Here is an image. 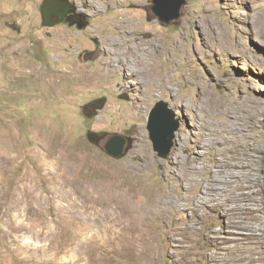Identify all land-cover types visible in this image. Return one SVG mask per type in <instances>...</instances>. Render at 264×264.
I'll list each match as a JSON object with an SVG mask.
<instances>
[{"label":"rangeland","instance_id":"1","mask_svg":"<svg viewBox=\"0 0 264 264\" xmlns=\"http://www.w3.org/2000/svg\"><path fill=\"white\" fill-rule=\"evenodd\" d=\"M43 1L0 0V264L228 258L245 241L219 203L264 162L243 149H264V0H187L170 23L153 0H71L82 29L44 25ZM144 52L152 81L125 69ZM160 100L180 123L167 157L148 129ZM117 134L129 142L118 157L106 149ZM158 206L144 246L130 227ZM242 250L264 264L253 244Z\"/></svg>","mask_w":264,"mask_h":264},{"label":"bare ground","instance_id":"2","mask_svg":"<svg viewBox=\"0 0 264 264\" xmlns=\"http://www.w3.org/2000/svg\"><path fill=\"white\" fill-rule=\"evenodd\" d=\"M144 49H146V48H144ZM132 50H136L134 46H131V51ZM148 50H149V48H148ZM148 54H149V52L148 53L147 52H144L142 55H139V54L133 55L136 58V60L135 59L133 60V58H132V60L134 62L135 61L136 62H139L140 63V67L138 69H134L133 68L134 65H132V63L129 64L128 66L126 65L125 69L128 70V74H131V76L132 75L134 76L136 74L138 75L140 72H146L147 73V76L149 77V80L151 79V81H152L153 80L152 69H153L154 63H153L152 56H148ZM119 59L120 58H118V57L116 58V56L113 57V58H111V60L114 61V62L118 61ZM118 62H120V61H118ZM241 117H242V114L239 115V116H237V115L233 116V118H235V119H241ZM230 121L232 122V119L226 120V122H227L228 125H231ZM243 149L246 150V151H248V153H250L252 155H254L255 153L260 152V151L263 152V155H264V149L258 147L256 144H251V146L245 145L243 147ZM227 163H230V162H227ZM223 164L221 166H223ZM243 165H244V163H243ZM215 167H216V165H215ZM218 167H220V164L218 165ZM261 169H262L261 172L263 174V179H264V162L262 164V168ZM253 170H254V174L251 175L252 177H249L248 180L249 181L251 179L253 180L252 183H255L256 187L258 188L257 193L259 195H256L253 192L255 189L252 187V183L250 185H246V186H244V184L243 185L238 184L239 185L238 186L239 187L238 191L230 193V195L226 199V201H228V199H230V198L233 197L231 199V201L233 203L232 204L229 203V202H220L219 203V206H220V210H219L220 211V214L225 218V221H226V223H225L226 224V228H227L226 231L231 232V233H234V234H237L241 238V240H243L245 242L242 243V244H240L239 245V248H236V247H228V258H224L223 261H222V257H219V255H217L215 253H212L211 255H208L206 257V259H208V260H216V262H217L216 264H227V263L228 264H248L247 263L248 261L255 260L256 257L247 256L244 253L245 250H242V249H247L248 248V244H253L255 250L262 252V254L258 258H263L264 259V219L260 215V213H264V205H263V207L261 206V203L262 204L264 203V180L258 186L257 185V182L262 177V174H261V172H258L257 169H253ZM224 176H226V175H224ZM237 178H238V176H237ZM217 180H218V178H217ZM220 191H221V189H220ZM167 202H169L170 205H172L175 202V200L169 197V200ZM161 207L156 208V211L159 213V215H155V210H150L147 213V215H144L143 217L141 216V220L140 221H138L136 218H134V223H132V226L130 227L131 233L133 232V234H132L133 237H135V235H136L137 232H140V234L138 235L139 237L136 236V238L137 239H144L143 240L144 241V246H146L148 244L149 240H150V238H149V236L147 234L146 228H145L144 221L147 222V219H152L153 217L158 218V216H162L164 214L165 210H166V207H164V206H161ZM122 229H123V226L121 228V231H122ZM120 234L121 235H126L128 233H126V232L121 233L120 232ZM134 241L137 243V241L135 239H134ZM214 241L217 244H221L222 245V242L219 241L218 239H216Z\"/></svg>","mask_w":264,"mask_h":264},{"label":"water","instance_id":"3","mask_svg":"<svg viewBox=\"0 0 264 264\" xmlns=\"http://www.w3.org/2000/svg\"><path fill=\"white\" fill-rule=\"evenodd\" d=\"M155 2L153 9L160 19L165 23L178 19L181 16V9L187 4V0H153ZM71 12L74 13L72 19L65 18ZM43 24L54 26L60 22H66L69 25H77L82 29L88 26L87 15L79 11L78 6L71 0H44L41 5ZM61 15L57 21L53 20V14ZM179 121L174 119L172 110L168 108V103L160 100L152 108L148 129L153 141L154 149L159 156L167 157L175 143L176 131L179 129ZM126 138L122 135H114L107 142V151L118 157L128 149Z\"/></svg>","mask_w":264,"mask_h":264},{"label":"flooded vegetation","instance_id":"4","mask_svg":"<svg viewBox=\"0 0 264 264\" xmlns=\"http://www.w3.org/2000/svg\"><path fill=\"white\" fill-rule=\"evenodd\" d=\"M60 17H61V15L60 14H58V13H55V14H53V20L54 21H57V20H59L60 19ZM74 17V13H71V12H69L67 15H66V17L65 18H68V19H72ZM60 23H62V22H60ZM59 24V23H58ZM57 25V24H56ZM80 29V28H79Z\"/></svg>","mask_w":264,"mask_h":264}]
</instances>
